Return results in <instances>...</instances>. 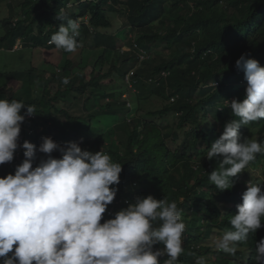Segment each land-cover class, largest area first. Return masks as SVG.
<instances>
[{
  "label": "trees",
  "instance_id": "16d2710c",
  "mask_svg": "<svg viewBox=\"0 0 264 264\" xmlns=\"http://www.w3.org/2000/svg\"><path fill=\"white\" fill-rule=\"evenodd\" d=\"M69 1L10 0V16L1 22L5 34L0 37V49L5 46L11 48L20 37L33 42L36 47L53 48L55 45L48 42L66 19L78 22L85 11L89 16V26L105 28L109 25L106 9L118 12L121 6H125L134 27L135 20L141 26L134 29L135 35L139 33L135 36L136 43L143 51L149 52L150 62H145L144 67L152 69L149 73L147 70L137 71L135 76L150 79L167 69L171 73L165 83L160 81L159 86L138 92L136 111H132L124 100L116 99V94H110V102L104 105L114 125L100 133L95 127L91 130V123L85 122L88 119L85 115L80 118L75 115L81 100L89 101L86 95L93 96L101 88V79L113 74L123 78V74L120 70L113 71L118 58L117 39L97 33L90 40L92 35L88 26L81 25L77 40L78 43L82 41L83 47L77 48L79 51L74 54H87L83 67L91 68L90 74H85L82 65L76 66L75 62L68 61L62 67L57 66L61 70L58 79L49 71L30 68L6 75V81L22 82L18 91L0 83V99L17 100L35 107L36 113L30 119L25 116L22 123V143L27 140L38 146L41 137H50L61 145L76 142L82 150L93 153L102 150L110 155L113 162L122 164L120 183L115 186L117 195L107 206L101 223L113 218L114 213L134 202L137 196L152 195L157 200L166 198L177 203L186 225L182 243L184 252L178 258V264H195L198 257L209 255L216 257L211 264H244L236 261L242 257L239 251L228 255L213 245H206L213 240L211 235L214 231L223 233L231 227L229 217L236 213V206L242 202V193L246 190L241 178L264 156L255 158L243 172L231 177L232 188L223 192L218 191L208 179L219 158L209 161L205 156L207 148L223 131V126L215 125L227 121L229 109L218 111L217 104L234 95L241 99L244 97L246 87L234 91L230 84L240 80L246 83L244 73L235 67V61L247 53L264 67V0H176L175 4L173 0L170 7L163 6L165 0H126L120 3V7L117 6L118 0H113V7L107 3L108 0H73L75 9L62 12ZM82 2L86 6L84 11L79 8ZM16 10L20 12V19L14 24ZM60 13L65 15V20L55 18ZM35 29L38 35H35ZM85 47L91 48L90 51ZM158 49H162V54L170 51L172 56L156 57ZM123 58L128 65L127 71L135 66L139 52L135 50ZM106 65L109 70L102 74ZM75 66L78 72L74 71ZM65 79L69 80L68 85L63 82ZM154 95L166 100L176 96V99L161 111H148L138 116L139 100L142 101V97L150 99ZM69 100L72 101L67 102ZM82 106L86 105L82 103ZM85 110L88 111V107ZM25 112L26 108H22L21 114ZM168 115L174 121L164 132ZM92 117L94 115L90 121ZM156 117L164 119L162 127L152 120ZM262 121L253 125L251 130L242 125L239 129L241 137L264 141V119ZM89 136L91 139H87ZM168 141L175 147L169 146ZM23 151L18 165L24 159ZM51 155L60 157L58 152ZM41 158H45L44 154L37 153L33 167ZM12 168L0 164V177L14 174L15 169ZM180 198L185 201L180 203ZM116 202L120 204L116 206ZM255 233L264 237V223ZM253 241H256L254 234H249L248 241L242 246L252 249ZM166 258L162 257V262ZM246 264H253V260L248 259Z\"/></svg>",
  "mask_w": 264,
  "mask_h": 264
},
{
  "label": "clouds",
  "instance_id": "9594fccd",
  "mask_svg": "<svg viewBox=\"0 0 264 264\" xmlns=\"http://www.w3.org/2000/svg\"><path fill=\"white\" fill-rule=\"evenodd\" d=\"M3 1L9 8L10 0ZM164 2L163 6L170 7L173 0ZM74 5L75 2L70 0L61 10H71ZM109 5L113 7L112 3ZM125 9V6H121L120 11H112L115 13L113 19L117 26L114 30L110 28L113 22L107 16L108 27L99 29L89 26V16L86 13L81 15L84 19L80 21L79 17L77 20L82 22L81 25L88 26L92 35L90 40L94 34L104 35L103 30L112 29L109 35L120 43L113 71L120 70L123 74L120 79L125 91L116 90L117 77L113 74L108 82L111 88L108 89V85H101L99 82L102 89H108L103 90L99 98L107 100V104L110 102L109 95L116 94V99L124 100L132 110L126 89L133 90L136 94L144 89L148 91L150 86H159L160 81L165 83L171 70H162L150 79L135 76L137 71L147 70L149 73L152 69L145 70L144 59L150 58L149 52L143 51L136 43L135 36L139 33L135 35L134 29L138 30L137 27L141 26L135 20L134 27ZM8 12L9 17L10 8ZM55 18L63 21L65 15L60 13ZM19 19L20 15H17L13 23ZM78 22L66 19V23L60 24L48 44H54L57 49L69 53L83 47L82 41L78 43L77 40L80 28ZM125 28L127 30H123ZM20 38L9 48L11 51L17 52ZM135 50L139 52V59L133 68L126 71L128 65L123 56ZM122 66H125L124 70ZM235 67L243 71L246 83L240 80L231 81L230 84L234 91L239 87H246L244 97L241 99L234 95L217 104L218 111L229 109L227 121L215 125L223 126V131L207 148L205 156L209 161L219 158L217 167L209 173L208 179L220 192L231 189L233 182L230 178L243 172L255 158L264 156V141L242 138L239 133L242 125H247L251 130L253 125L263 122L264 67L247 53L235 61ZM54 69L50 73L58 79L61 70L57 65ZM8 73L2 74L4 78L0 79L1 86L6 85L14 90L8 82L15 80L6 81ZM140 78L146 83L144 89H137ZM63 82L69 84L67 79ZM97 95L98 93L89 96L87 104L94 101L96 112L92 118L102 120L103 123L106 117H111L108 116L104 103L100 105V100H96ZM175 99L176 96H173L168 101L172 104ZM22 108H26L24 115L21 114ZM35 113L33 105L0 99V164L13 167L24 150V159L12 168L15 169L14 174L0 177V264H178V258L184 252L182 243L185 240L183 233L186 225L177 203L166 198L157 200L152 195L137 196L134 202L114 213L113 218L101 223L107 206L117 195L118 188L115 186L120 183L122 164L113 162L110 155L102 150L94 153L82 150L76 142L61 145L50 137H41L38 146L27 140L18 144L19 135L23 141L20 131L23 129L25 116L30 119ZM205 114L207 118V113ZM111 127L112 125L109 128ZM53 152L60 153V157L54 158L51 155ZM37 153L44 154L45 158H41L37 166L33 167ZM9 162L15 163L7 166L5 163ZM263 164L264 159L250 166L249 173L255 169L258 174L264 175ZM241 199L242 202L236 206V213L229 217L231 227L214 239V247L228 255H235L239 251L242 253V257L236 259L239 263L246 264L251 258L253 264H264V237L255 233L264 223V186L248 181ZM249 234H254L256 238L252 249L242 246L248 241ZM155 245L162 247L156 248ZM162 257L167 258L162 262ZM195 264H208V261L201 256L196 259Z\"/></svg>",
  "mask_w": 264,
  "mask_h": 264
},
{
  "label": "rangeland",
  "instance_id": "374dc122",
  "mask_svg": "<svg viewBox=\"0 0 264 264\" xmlns=\"http://www.w3.org/2000/svg\"><path fill=\"white\" fill-rule=\"evenodd\" d=\"M126 0H118L117 6L120 7V3H124ZM73 3V2H72ZM109 4H113V0H108ZM86 6L84 4H81L79 6L80 9H82V11H84L86 8ZM7 6H6V2H4L3 0L0 1V21L4 20L8 17L9 12H8ZM15 14L19 15V11L16 10L14 12ZM85 13V11H84ZM106 15H107V19H109L110 21L112 20V24L113 26H111L110 28H117L116 26V20L113 19L115 16V13L107 11L106 9ZM84 19V17H81L80 21ZM86 19V18H85ZM82 22H79V25L81 26ZM110 30H103V34L105 35H109ZM123 30H127L126 28ZM35 35H38V31L35 29L34 30ZM5 34V30L3 28H1L0 25V37H2ZM112 34V33H111ZM21 41V42H20ZM20 41H18L19 43L17 44V52L15 51H11V49L3 47L0 49V79L2 80L4 78V76H2L3 73H8V72H24L26 70H29L30 68H35L38 70H44V71H49L50 72H54L55 71V66H64V64L68 61H70L71 63L75 62L76 66L77 65H82V68L85 72V74H90L91 73V68L86 67L84 68L83 65L86 64L87 61V54L85 52L80 53L79 55H75L74 53H78L79 49H77L75 52L69 53V52H65L62 49H57L55 46L53 47V49H47L44 48L42 46H38L36 47L33 42H29L28 40H24V37L20 38ZM120 43H117V46ZM120 46V45H119ZM87 48V47H85ZM90 49L91 48H87ZM154 55H155V51ZM161 56V57H171L172 56V52L170 51H163L162 54V49H159L156 52V57L157 56ZM79 61V62H78ZM149 63L150 59L147 57L144 59V63ZM76 66L73 68L75 69ZM146 67V66H145ZM144 67V68H145ZM108 70V66H104L102 73L104 74L106 71ZM146 70V68H145ZM75 72H78L77 69L74 70ZM113 76L111 77H106L105 79H101L100 83L101 85H108L106 88H111V84H109L108 82L112 79ZM88 80V79H86ZM9 86H11L12 88H14V90L18 91L20 89V86L22 85V82L19 80H15V81H11L8 82ZM146 83L144 81V79L140 78L139 80V84L137 85V89H143L145 87ZM115 86H117L118 88H116V90H124V86H123V82L120 78H116L115 79ZM102 87V86H101ZM106 88H101L99 89V91H95V93H98L96 100L99 102L100 100V105H102L103 103L105 104V102L107 100H103L100 99V95L102 94L103 90H108ZM127 90V94H128V100L130 104H132V111H136V107H135V98H137V94L135 91L133 90ZM115 89L112 90V93H114ZM89 95H86V98H88ZM125 97V93L124 96ZM151 98L146 99L142 97V101L141 99L139 100L140 102L138 103V116H143L146 112L148 111H161L163 110V108L165 106H168L170 104V102L162 97H157V96H150ZM68 99L69 96H68ZM66 99V100H68ZM85 99L81 100V104H85V107H80L77 109V113H75L76 116H78V118H80L81 116H86L85 122H90L91 123V130L95 128L98 129V133L103 132V130L108 129L111 125H113L114 120L112 118H108L106 117V119H104V122L101 123L100 121H97L96 118H92V120L90 121L89 118L94 115L96 112L94 110V101L92 100L91 102H89L88 104L84 101ZM72 100H69L67 102H71ZM65 105H68L64 102ZM80 106V104L78 105ZM97 106V105H96ZM88 107V111L85 110V108ZM76 112V111H75ZM137 114V113H136ZM135 115V113L133 114ZM132 115H128V117L130 118ZM97 118H102V116H97ZM166 118V125L163 126V128L165 127V129H163L164 132H167L169 130V127H171L173 125V117L171 115H168ZM152 120H154L156 122V124H158L160 127H162L163 124V120L161 118H153ZM169 123L168 127L167 124ZM87 139H91V136L87 137ZM171 140V139H170ZM169 146H171L172 148L175 147V144L171 143L170 141H168ZM18 157V155H16ZM18 165V161L14 164L13 167H16ZM261 169V166H259V170ZM241 180L244 183V186L246 188V183L248 181H252L253 183H257V184H261V187L264 186V175L263 174H258L257 170L252 169L251 173L244 175L243 178H241ZM180 203H183L185 200L183 198H180ZM222 232L219 231H214L211 235V238L213 240H210V242L207 243L206 246H210L213 245L214 246V238L222 235ZM184 238L182 237V240ZM216 257L213 255H209L207 257H205V259L208 261V264H211V262L215 259ZM247 258V254L245 253V259Z\"/></svg>",
  "mask_w": 264,
  "mask_h": 264
},
{
  "label": "built area",
  "instance_id": "2783aa9c",
  "mask_svg": "<svg viewBox=\"0 0 264 264\" xmlns=\"http://www.w3.org/2000/svg\"><path fill=\"white\" fill-rule=\"evenodd\" d=\"M27 117H29V116H27ZM18 144H22V139H21V137H20V135H19V139H18ZM15 162H9V163H5L7 166H10V165H13ZM116 205H119L120 204V202H116L115 203ZM112 212V210L109 212V214ZM10 255V254H9Z\"/></svg>",
  "mask_w": 264,
  "mask_h": 264
}]
</instances>
